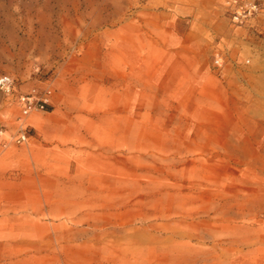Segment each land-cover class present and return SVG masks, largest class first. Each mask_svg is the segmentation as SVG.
<instances>
[{
    "label": "rangeland",
    "instance_id": "374dc122",
    "mask_svg": "<svg viewBox=\"0 0 264 264\" xmlns=\"http://www.w3.org/2000/svg\"><path fill=\"white\" fill-rule=\"evenodd\" d=\"M225 1L0 0V264H264V0Z\"/></svg>",
    "mask_w": 264,
    "mask_h": 264
},
{
    "label": "built area",
    "instance_id": "2783aa9c",
    "mask_svg": "<svg viewBox=\"0 0 264 264\" xmlns=\"http://www.w3.org/2000/svg\"><path fill=\"white\" fill-rule=\"evenodd\" d=\"M224 6L230 21L237 25L254 21L260 12L257 0H226ZM11 86L12 80L9 76L0 77V91L9 93ZM15 100L22 117H26L33 111H44L45 106L49 104V93L39 96L37 93L31 92L25 95H17ZM22 117L20 121L23 119ZM17 139L21 142L26 141L27 136L24 128H19Z\"/></svg>",
    "mask_w": 264,
    "mask_h": 264
}]
</instances>
